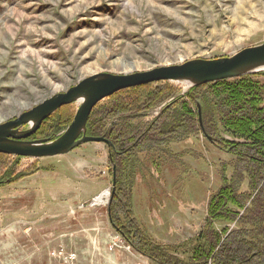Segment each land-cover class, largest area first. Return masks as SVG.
I'll list each match as a JSON object with an SVG mask.
<instances>
[{
	"label": "rangeland",
	"instance_id": "374dc122",
	"mask_svg": "<svg viewBox=\"0 0 264 264\" xmlns=\"http://www.w3.org/2000/svg\"><path fill=\"white\" fill-rule=\"evenodd\" d=\"M263 43L264 0H0V125L93 75L229 57ZM250 76L264 106V71ZM167 83L178 96L192 89ZM167 103L148 110L140 121L152 122ZM69 106L44 120L27 140L58 138L78 108L77 103ZM185 124L187 131L179 121L167 125L180 138L157 145L172 159L158 154L145 160L148 152L139 139L129 165V154L112 165L109 157L115 151L107 135L98 138L108 144L89 142L50 158L0 154V264H190L187 251L169 247L199 234L209 200L225 182H234L246 203L242 209L230 206L239 216L215 223L214 229L225 237L236 229L259 231V225H243L244 211L264 181L251 192L246 167L237 169L240 181L236 174L234 150L215 147L202 120L197 129ZM220 138L242 141L224 132ZM105 192L107 200L96 203ZM113 196L117 202L109 209ZM128 218L153 244L169 250L173 261L141 248L138 234L128 231ZM254 261L264 264V257Z\"/></svg>",
	"mask_w": 264,
	"mask_h": 264
},
{
	"label": "trees",
	"instance_id": "16d2710c",
	"mask_svg": "<svg viewBox=\"0 0 264 264\" xmlns=\"http://www.w3.org/2000/svg\"><path fill=\"white\" fill-rule=\"evenodd\" d=\"M254 76L208 83L190 89L183 96H178L180 92H176L177 90L175 91V88L167 82L121 90L94 107L86 124V134L93 137L109 136L110 147L115 151L109 157L112 165L122 162L123 157L120 156L124 154L134 157L136 153L134 143L139 139L148 152L145 160L158 154L172 159L171 152L165 149L166 151L162 153L157 145L165 147L170 139L180 137L170 134L165 127L174 121H179V127L187 131L186 122L192 124L189 126L191 130L192 127L197 129L199 120H202V123L207 125L205 131L215 147L225 152L234 150L237 157L235 170L236 174L240 175L239 181L242 173L237 169L246 167L248 187L252 192L264 181V106L259 102L261 91L258 84L252 80ZM142 90L148 91L149 94ZM167 101L166 108L158 118L150 123L140 121L148 110ZM65 111L71 112L67 109ZM221 132L242 141L241 143L225 141L220 138ZM130 157L125 160L126 165L131 163L132 157ZM138 164L143 165L140 160ZM252 168H256L255 176L250 173ZM143 169L144 167H140L134 173ZM119 170L121 174H125L120 168ZM223 187L224 189L219 190L209 200L207 220L199 234L189 242L169 247L175 251H187L190 255L187 262L190 264H208L209 261L211 264H252L256 258L264 257V184L260 194L257 193L250 207L244 211L246 220L243 225H259V231L245 232L246 230L236 229L226 237L225 234L222 235L220 231L214 229L215 223L220 221L231 223L239 214L229 207L237 205L242 209L246 200L244 195L239 194L238 186L234 182L231 184L225 182ZM125 189L126 187H123V192ZM116 202V196H113L109 209ZM110 217L113 222L119 220L112 212ZM128 219L131 223H128V231H132L133 235L138 234L137 242L141 244V248L150 249L153 255L165 254L173 261L167 255L166 251L169 250H161L153 244L140 232L139 225L133 219ZM142 253L152 259L145 251ZM156 262L160 263L159 260Z\"/></svg>",
	"mask_w": 264,
	"mask_h": 264
},
{
	"label": "water",
	"instance_id": "95a60500",
	"mask_svg": "<svg viewBox=\"0 0 264 264\" xmlns=\"http://www.w3.org/2000/svg\"><path fill=\"white\" fill-rule=\"evenodd\" d=\"M264 71V43L236 54L213 60L193 59L180 64L156 67L122 75L100 73L85 78L65 93L53 95L34 109L0 125V154L30 159L50 158L71 152L81 144L106 143L103 138L88 137L86 124L93 107L113 94L129 88L157 82H175L188 88L250 76ZM78 104L74 119L55 140L27 139L41 123L59 109ZM29 125L28 130H21Z\"/></svg>",
	"mask_w": 264,
	"mask_h": 264
},
{
	"label": "bare ground",
	"instance_id": "6f19581e",
	"mask_svg": "<svg viewBox=\"0 0 264 264\" xmlns=\"http://www.w3.org/2000/svg\"><path fill=\"white\" fill-rule=\"evenodd\" d=\"M107 197H108V193L107 192L103 193L101 196H99L96 199V203H98V204L104 203L107 200Z\"/></svg>",
	"mask_w": 264,
	"mask_h": 264
}]
</instances>
